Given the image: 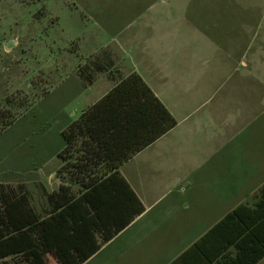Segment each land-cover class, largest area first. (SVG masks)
Wrapping results in <instances>:
<instances>
[{
    "label": "crops",
    "instance_id": "1",
    "mask_svg": "<svg viewBox=\"0 0 264 264\" xmlns=\"http://www.w3.org/2000/svg\"><path fill=\"white\" fill-rule=\"evenodd\" d=\"M122 5L116 21L124 22L125 33L73 70V87L86 96L64 114L54 139L57 164H23L0 183L25 186L30 204L44 215L47 193L68 181L59 172L63 128L100 99L115 77L135 72L176 124L116 167L144 209L82 264H229L239 249L229 245L223 258L221 248L235 222L215 227L239 206L256 210L264 184V19L254 23L250 1L203 0L195 17L185 11L180 18L173 17L172 2ZM260 8L264 11L263 2ZM131 10L139 12L127 22L121 16ZM131 42L140 47L130 51ZM82 70L91 73L90 83L84 82ZM93 174L103 176L105 169ZM70 181L73 187L80 182ZM47 218L58 239L65 238L57 217L51 213ZM263 227L257 228L259 242L243 241L249 255L264 244ZM45 257L55 264L51 255ZM253 264H264V255Z\"/></svg>",
    "mask_w": 264,
    "mask_h": 264
},
{
    "label": "trees",
    "instance_id": "2",
    "mask_svg": "<svg viewBox=\"0 0 264 264\" xmlns=\"http://www.w3.org/2000/svg\"><path fill=\"white\" fill-rule=\"evenodd\" d=\"M81 72L84 82L90 83L91 73ZM114 80L100 99L62 130L65 146L59 152L63 159L59 172H64L68 181L47 193L44 215L30 204L25 186L0 183V264H49L45 255H51L55 264H82L143 211L144 206L116 167L171 129L176 119L139 74L130 72ZM11 121V117L4 119L3 127ZM101 168L105 174L95 176L94 170ZM69 180L80 182L73 187ZM260 194L256 210L239 206L215 227L235 222V230L221 248L223 258H227L229 245L235 244L239 249L229 264H253L264 255V244L251 249L250 255L242 246L250 238L260 240L257 228L264 225V184ZM51 213L67 233L62 240L47 218ZM203 238L189 250L196 249Z\"/></svg>",
    "mask_w": 264,
    "mask_h": 264
},
{
    "label": "rangeland",
    "instance_id": "3",
    "mask_svg": "<svg viewBox=\"0 0 264 264\" xmlns=\"http://www.w3.org/2000/svg\"><path fill=\"white\" fill-rule=\"evenodd\" d=\"M135 1L0 0V179L11 177L15 173L11 171L23 164H57L54 139L64 125V114L72 112L86 96H79L73 87V70L125 33L124 22L116 21L117 12L123 3ZM202 1L140 3L172 2L173 17L180 18L185 11L195 17ZM238 1L254 3V23L264 19L260 8L264 0ZM184 3L187 10L181 8ZM138 12L131 10L129 16L121 17L129 22ZM132 28L130 32L135 33ZM139 47L140 42H131L128 49ZM8 117L12 121L3 127Z\"/></svg>",
    "mask_w": 264,
    "mask_h": 264
}]
</instances>
